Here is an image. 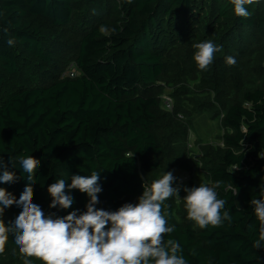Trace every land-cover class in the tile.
<instances>
[{
	"label": "trees",
	"instance_id": "1",
	"mask_svg": "<svg viewBox=\"0 0 264 264\" xmlns=\"http://www.w3.org/2000/svg\"><path fill=\"white\" fill-rule=\"evenodd\" d=\"M113 1L106 15L99 10L104 0H0V91L5 73L16 75L30 63L45 80L0 104V158L18 178L0 187L19 199L29 181L12 158L34 156L40 165L33 202L56 218L83 213L89 200L66 189L73 205L50 207L47 188L59 179L70 184L73 175L99 173L95 207L115 211L167 171H199L208 186L220 182L216 191L231 223L200 229L187 218L180 191L165 202L168 224L175 226L165 240L180 244L188 264H264V248L253 247L259 222L250 204L264 189V0L246 6L250 18L236 16L229 0ZM29 18L66 32L79 19L87 24L81 34H68L77 37L70 65L79 75L65 73L67 53L56 59L48 47L53 37ZM205 41L220 51L201 71L192 45ZM229 56L235 65L226 63ZM165 87L172 89L173 111L163 107ZM206 112L220 120L223 145L202 146L194 160L189 130L193 117ZM11 255L24 260L12 234L4 252Z\"/></svg>",
	"mask_w": 264,
	"mask_h": 264
},
{
	"label": "clouds",
	"instance_id": "2",
	"mask_svg": "<svg viewBox=\"0 0 264 264\" xmlns=\"http://www.w3.org/2000/svg\"><path fill=\"white\" fill-rule=\"evenodd\" d=\"M229 3L236 16L250 18L251 13L246 6L259 3V0H229ZM100 31L107 29L102 26ZM7 42L9 46L15 43L13 39ZM192 47L195 49L194 61L201 71L212 65L215 54L220 51L211 41L195 43ZM226 63L232 66L236 60L229 56ZM12 162L19 163L29 183L19 199L0 187V255L4 254L12 234L24 264H33L31 258L43 264H188L180 244L173 239L165 240V236L175 230L174 225L168 224L171 214L165 202L172 197H180V187H173L176 177L171 171L150 185H143L138 203H125L115 211L95 207L99 203L98 194L102 192L99 173L73 175L70 184L59 179L47 188L52 197L50 207L68 209L73 205L74 197L66 194V189L79 190L89 200L83 213L72 211L54 218L33 202V175L40 160L29 155L16 160L12 158ZM17 179L0 158V183H14ZM219 187L220 182L217 181L212 186L199 184L198 187L183 189L187 218L200 229L220 227L225 220L231 223L232 217L225 210L226 200L218 198L216 189ZM260 193L259 199L250 201L259 222V238L253 243L257 250L264 248V189ZM13 205L21 207L22 211L12 223L6 224L3 220L5 209Z\"/></svg>",
	"mask_w": 264,
	"mask_h": 264
},
{
	"label": "rangeland",
	"instance_id": "3",
	"mask_svg": "<svg viewBox=\"0 0 264 264\" xmlns=\"http://www.w3.org/2000/svg\"><path fill=\"white\" fill-rule=\"evenodd\" d=\"M106 4L101 5L100 11H105L104 13L110 14L109 6L114 5L113 0H104ZM85 3L90 5V0H84ZM98 11V10H96ZM33 25H39L46 35H50L51 43L48 45L55 53L54 56L56 59H59L67 53L66 62L68 65H73V58L72 54L75 49V39H68L70 37L68 34L75 33L77 35L81 34L85 29V22L81 19L78 21V26L71 28L69 32L57 30L54 28L50 21H47L43 18H29L28 19ZM89 25V24H88ZM50 33V34H48ZM66 41L64 46L63 42ZM65 50L69 51L66 52ZM63 51L61 56L59 57L57 53ZM71 65L67 68L69 69ZM66 69V70H67ZM40 70L36 71L33 69L32 64L22 65L21 70L16 75H8L5 73V81L4 86L0 91V104H2L8 96L17 91L20 88L29 87V86H37L42 85L45 83L43 79L42 73H39ZM212 73L209 72V78L211 79ZM215 81V80H213ZM217 87V86H215ZM161 94L172 95V89L165 87L164 91ZM223 134V128L219 119H215L213 113H199L193 117V127L189 130V138H188V149L189 154L192 159L197 160L202 157L201 147L207 145H223V141L221 139ZM176 177L177 182L173 183L176 187H180V191H184V187H198L199 184H207L206 180L204 179L203 175L197 172H189L186 170H177L173 173ZM10 209H5L3 218L6 224L11 223L12 220V213L19 214L22 211L21 207L13 205L9 207ZM11 210V212H10ZM0 264H24V260L18 259L16 255H11L8 259L4 256V254L0 255Z\"/></svg>",
	"mask_w": 264,
	"mask_h": 264
},
{
	"label": "built area",
	"instance_id": "4",
	"mask_svg": "<svg viewBox=\"0 0 264 264\" xmlns=\"http://www.w3.org/2000/svg\"><path fill=\"white\" fill-rule=\"evenodd\" d=\"M65 73H68L72 77L79 75V71L75 66L70 67V69ZM161 97H162L163 107L165 108V110L173 111L175 107V102L173 97L167 94H163ZM179 118H183V115L180 114ZM133 203H138V200H135Z\"/></svg>",
	"mask_w": 264,
	"mask_h": 264
}]
</instances>
